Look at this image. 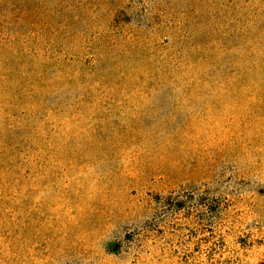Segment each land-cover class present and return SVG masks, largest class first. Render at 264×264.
Here are the masks:
<instances>
[{"label":"rangeland","instance_id":"374dc122","mask_svg":"<svg viewBox=\"0 0 264 264\" xmlns=\"http://www.w3.org/2000/svg\"><path fill=\"white\" fill-rule=\"evenodd\" d=\"M0 264H264V0H0Z\"/></svg>","mask_w":264,"mask_h":264}]
</instances>
